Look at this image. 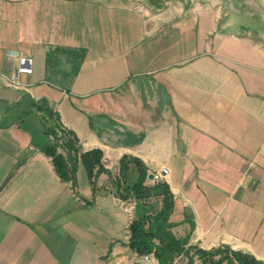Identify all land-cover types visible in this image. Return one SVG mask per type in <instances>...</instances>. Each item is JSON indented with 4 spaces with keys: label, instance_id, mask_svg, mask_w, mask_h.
I'll return each instance as SVG.
<instances>
[{
    "label": "crops",
    "instance_id": "obj_1",
    "mask_svg": "<svg viewBox=\"0 0 264 264\" xmlns=\"http://www.w3.org/2000/svg\"><path fill=\"white\" fill-rule=\"evenodd\" d=\"M141 2L0 0V264H160L129 242L161 199L118 197L124 155L168 184L186 247L264 262V0ZM7 49L32 58L19 87ZM56 124L74 183L43 151Z\"/></svg>",
    "mask_w": 264,
    "mask_h": 264
},
{
    "label": "trees",
    "instance_id": "obj_2",
    "mask_svg": "<svg viewBox=\"0 0 264 264\" xmlns=\"http://www.w3.org/2000/svg\"><path fill=\"white\" fill-rule=\"evenodd\" d=\"M152 2L161 0H151ZM49 112V111H48ZM57 129L61 132L57 133ZM49 132L54 136L55 141L43 148V151L50 156L52 163L63 179L74 183V173L77 159L73 152H77L75 146L76 138L71 136L70 131L59 125L50 127ZM62 139V143L58 140ZM64 148L65 154L58 150ZM80 160L86 167L91 180L97 172L104 170L102 165V152L99 149H91L80 153ZM130 162H134L138 168V178L133 185L125 182V172ZM96 169V172H94ZM120 179L123 185L118 190L120 199H127L129 196L140 200H147L152 197L161 199V207L154 214H149L138 220L132 221L129 225V242L140 254L152 253L160 264H172L176 255L183 253L188 237L178 238L171 231V224L168 221L173 207V194L165 181L157 180L147 184V171L143 162L133 156L124 155L120 159ZM187 249L194 247L187 246ZM187 252V251H185ZM194 252L202 259V262L209 261L210 264H264L254 256L232 250L228 247H218L209 251L195 248ZM213 260L214 256H217Z\"/></svg>",
    "mask_w": 264,
    "mask_h": 264
},
{
    "label": "built area",
    "instance_id": "obj_3",
    "mask_svg": "<svg viewBox=\"0 0 264 264\" xmlns=\"http://www.w3.org/2000/svg\"><path fill=\"white\" fill-rule=\"evenodd\" d=\"M138 3L135 7H138ZM5 56L9 59H12L16 62L15 68L13 69L10 76H8V83L10 85L19 87L21 85L19 76L21 74H30L32 72V58L27 57L21 54L19 50L16 49H7L5 50ZM152 253L143 254L145 260H150Z\"/></svg>",
    "mask_w": 264,
    "mask_h": 264
},
{
    "label": "rangeland",
    "instance_id": "obj_4",
    "mask_svg": "<svg viewBox=\"0 0 264 264\" xmlns=\"http://www.w3.org/2000/svg\"><path fill=\"white\" fill-rule=\"evenodd\" d=\"M134 3H142L141 0H134ZM154 174V173H153ZM147 178V176H146ZM158 178H156V176L154 175L153 179H149V180H156ZM160 180V179H159ZM157 181V180H156ZM151 182V181H150ZM149 184H152V183H149ZM134 198V197H133ZM123 200V199H122ZM129 235H130V232H129ZM176 236V235H175ZM177 237V236H176ZM179 238V237H178ZM185 247V250L183 253H180L179 255H176L173 259V262L172 264H198L199 263V260H195V261H191L190 257L193 256V252L194 251V248L192 249H187L186 248V245L184 246ZM187 251V252H185ZM189 257V260H187ZM194 258V257H193ZM218 258V257H216ZM194 260V259H193Z\"/></svg>",
    "mask_w": 264,
    "mask_h": 264
},
{
    "label": "water",
    "instance_id": "obj_5",
    "mask_svg": "<svg viewBox=\"0 0 264 264\" xmlns=\"http://www.w3.org/2000/svg\"><path fill=\"white\" fill-rule=\"evenodd\" d=\"M153 177H154V174L152 172L147 173L148 179H153Z\"/></svg>",
    "mask_w": 264,
    "mask_h": 264
}]
</instances>
